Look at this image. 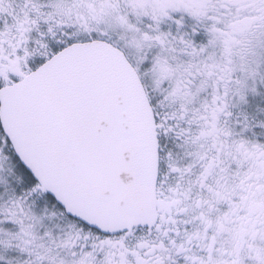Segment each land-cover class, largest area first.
<instances>
[{"label": "snow or ice", "instance_id": "obj_1", "mask_svg": "<svg viewBox=\"0 0 264 264\" xmlns=\"http://www.w3.org/2000/svg\"><path fill=\"white\" fill-rule=\"evenodd\" d=\"M0 264H264V0H0Z\"/></svg>", "mask_w": 264, "mask_h": 264}]
</instances>
